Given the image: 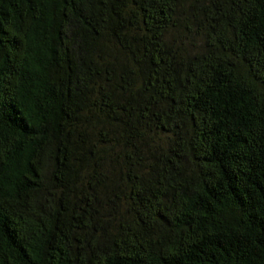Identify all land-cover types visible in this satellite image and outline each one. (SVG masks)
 <instances>
[{
    "label": "trees",
    "instance_id": "1",
    "mask_svg": "<svg viewBox=\"0 0 264 264\" xmlns=\"http://www.w3.org/2000/svg\"><path fill=\"white\" fill-rule=\"evenodd\" d=\"M0 264H264V0H0Z\"/></svg>",
    "mask_w": 264,
    "mask_h": 264
}]
</instances>
